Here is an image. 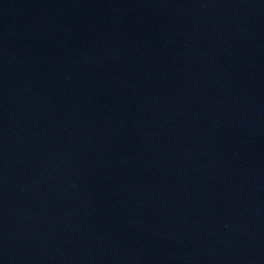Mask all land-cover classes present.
<instances>
[{
    "label": "water",
    "instance_id": "obj_1",
    "mask_svg": "<svg viewBox=\"0 0 264 264\" xmlns=\"http://www.w3.org/2000/svg\"><path fill=\"white\" fill-rule=\"evenodd\" d=\"M0 264H264V0H0Z\"/></svg>",
    "mask_w": 264,
    "mask_h": 264
}]
</instances>
